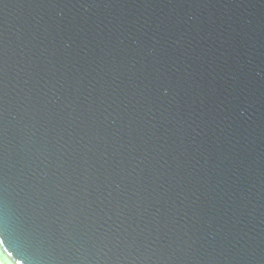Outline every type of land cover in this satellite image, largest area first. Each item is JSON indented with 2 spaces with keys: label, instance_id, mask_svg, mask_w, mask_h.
Returning a JSON list of instances; mask_svg holds the SVG:
<instances>
[{
  "label": "water",
  "instance_id": "1",
  "mask_svg": "<svg viewBox=\"0 0 264 264\" xmlns=\"http://www.w3.org/2000/svg\"><path fill=\"white\" fill-rule=\"evenodd\" d=\"M0 264H264V0H0Z\"/></svg>",
  "mask_w": 264,
  "mask_h": 264
}]
</instances>
